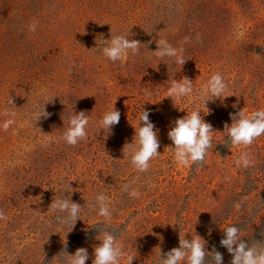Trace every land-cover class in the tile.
Here are the masks:
<instances>
[{
    "label": "rangeland",
    "instance_id": "obj_1",
    "mask_svg": "<svg viewBox=\"0 0 264 264\" xmlns=\"http://www.w3.org/2000/svg\"><path fill=\"white\" fill-rule=\"evenodd\" d=\"M128 30L142 44L139 53L117 62L104 57L103 40ZM158 39L183 47L186 63L157 58ZM216 73L228 97L207 102L205 115L199 90ZM184 76L193 94L173 103L168 88ZM50 97L51 116L35 122L34 106ZM113 105L118 125L99 130ZM143 109L160 141V155L144 173L122 151ZM195 109L216 131L214 147L202 165L183 166L167 132ZM238 109H264V0H0V125L15 120L7 131L0 127V210L7 217L0 220V264H65L62 251L80 247L92 264L105 223L135 256L132 264H161L160 250L178 247L180 235H199L207 251L215 246L230 264L220 240L232 225L250 244L264 243V135L247 147L224 145V124ZM82 110L87 137L67 145L68 117ZM242 151L252 161L248 168L235 163ZM126 184L140 195L131 197ZM69 186L78 191L65 196L82 207L72 229L57 224L50 209ZM98 194L109 198L110 221L89 210Z\"/></svg>",
    "mask_w": 264,
    "mask_h": 264
},
{
    "label": "clouds",
    "instance_id": "obj_2",
    "mask_svg": "<svg viewBox=\"0 0 264 264\" xmlns=\"http://www.w3.org/2000/svg\"><path fill=\"white\" fill-rule=\"evenodd\" d=\"M130 30V29H129ZM128 30L127 35H112L109 40H103L105 46L102 47V55L112 62L124 61L129 55L135 56L140 51L142 45L139 40L129 39L131 35ZM29 31H36V24L33 22L29 25ZM189 38L185 37L184 43H188ZM157 50L155 56L161 60L165 57L170 58L175 64L181 67L188 59H185L183 47L177 48L172 46L165 39L156 41ZM227 84L220 73H216L210 77L205 85L199 90V95L203 98L204 108L207 109L205 115L210 114V109L206 107V103L216 100H223L228 97L224 93ZM193 81L184 76L179 81L174 80L168 88L167 96L171 98L173 103L184 97H189L193 94ZM145 95H151L149 90H145ZM54 97L45 100L43 106L37 103L34 106L33 118L37 122L47 119L51 113L45 110V105L52 103ZM8 104H14L13 99L7 101ZM233 105V108H236ZM9 113H5L8 115ZM150 111L143 109L138 115V129L135 128V134L132 143H126L123 147V154L130 156L131 164L139 172H147L150 167V161L160 155L158 149L160 141L158 138V129L150 120ZM120 112L114 108L107 111L99 121V130L111 132V129L118 125L120 121ZM232 123L224 124L222 133L226 136L225 146H250L258 137L264 135V109L257 110L251 115L246 114L243 109H238L235 112L229 113ZM15 123L14 119H7L0 127L7 131L10 126ZM89 117L85 111L74 112L68 117V127L63 133L62 139L67 145L75 146L78 142L86 139L87 126ZM216 131L211 123L206 122L201 115L200 109H195L187 115L177 118L171 122L169 131L167 132L168 139L172 141V145L168 148L172 150L174 160L177 164L183 166L202 165L210 150H213V134ZM127 149L128 151H124ZM237 166L248 168L252 165V161L246 151H242L235 161ZM75 192L78 189L64 190L63 194L53 199L50 209L54 213H58L55 217L57 224L75 226L78 219L81 217L82 207L80 204L71 200L70 195L65 196V191ZM125 192L131 197H138L140 193L136 189L129 191V186L126 184L123 187ZM108 196L98 194L95 197V202L90 205V211L96 212L99 216L110 221L112 210L109 207ZM240 208V204L235 205ZM7 217L0 210V220ZM95 227V226H94ZM223 236L220 240V245L226 248L231 255L230 264H264V243L256 242L250 244L240 236L241 229L238 226L232 225L225 227ZM100 243L94 248V259L92 264H120L121 259L126 258L127 264H132L135 256L126 254L124 246L117 242L116 236L110 230L109 225L105 223L98 230L96 237ZM160 250V249H159ZM65 254V264H86L89 259V252L86 248L80 247L75 250L74 254H68L66 250L62 251ZM161 264H181L186 261V264H223V255L215 246L209 252L206 250V241L199 235L194 238L187 239L185 235L179 238V246L174 247L167 253H161Z\"/></svg>",
    "mask_w": 264,
    "mask_h": 264
}]
</instances>
